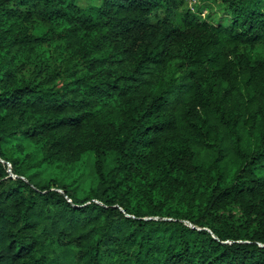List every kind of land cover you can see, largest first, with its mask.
I'll use <instances>...</instances> for the list:
<instances>
[{"label":"trees","instance_id":"trees-1","mask_svg":"<svg viewBox=\"0 0 264 264\" xmlns=\"http://www.w3.org/2000/svg\"><path fill=\"white\" fill-rule=\"evenodd\" d=\"M213 1L0 0V264H264V0Z\"/></svg>","mask_w":264,"mask_h":264},{"label":"rangeland","instance_id":"rangeland-1","mask_svg":"<svg viewBox=\"0 0 264 264\" xmlns=\"http://www.w3.org/2000/svg\"><path fill=\"white\" fill-rule=\"evenodd\" d=\"M183 7L178 9L171 16V20L178 26L182 25L183 15L186 10L199 16L202 20H209V22H217L219 19L224 21L225 17L223 11L214 3L213 0H183ZM9 165V164H8ZM91 169V164L86 160L75 163L70 168L66 169L61 166L54 165L50 167L46 173L64 181H70L74 171L88 172Z\"/></svg>","mask_w":264,"mask_h":264},{"label":"water","instance_id":"water-1","mask_svg":"<svg viewBox=\"0 0 264 264\" xmlns=\"http://www.w3.org/2000/svg\"><path fill=\"white\" fill-rule=\"evenodd\" d=\"M9 166V172H10V165H8Z\"/></svg>","mask_w":264,"mask_h":264}]
</instances>
